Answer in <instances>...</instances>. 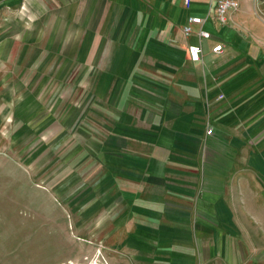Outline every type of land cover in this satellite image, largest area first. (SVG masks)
<instances>
[{"label":"rangeland","instance_id":"1","mask_svg":"<svg viewBox=\"0 0 264 264\" xmlns=\"http://www.w3.org/2000/svg\"><path fill=\"white\" fill-rule=\"evenodd\" d=\"M7 1L0 0V264H131L136 256L150 264L146 250L132 247L136 232L126 220L132 183L147 176L136 175L147 159L133 157L154 150L161 163L169 150L162 103L180 97L178 71L188 62L177 30L130 31L121 22L84 39L68 30L69 0H12L5 14Z\"/></svg>","mask_w":264,"mask_h":264},{"label":"crops","instance_id":"2","mask_svg":"<svg viewBox=\"0 0 264 264\" xmlns=\"http://www.w3.org/2000/svg\"><path fill=\"white\" fill-rule=\"evenodd\" d=\"M11 2L3 13H9ZM239 2L225 28L206 24L213 38L203 43L202 60L187 58L178 71L180 97L162 103V136L169 142L163 161H154V150L133 157L147 159L136 169L137 176H147L146 183H132L136 195L126 220L136 232L132 247L146 250L150 264L160 255L164 264H264V0ZM69 4L68 30L72 25L84 39L91 31L104 37L121 22L130 23L124 27L130 31L176 29L185 54L199 40L185 38L181 27L190 16H204L207 7L202 0H194L189 10L184 0ZM123 15L133 21L119 20ZM219 38L224 52L213 54ZM130 262L142 264L138 256Z\"/></svg>","mask_w":264,"mask_h":264},{"label":"built area","instance_id":"3","mask_svg":"<svg viewBox=\"0 0 264 264\" xmlns=\"http://www.w3.org/2000/svg\"><path fill=\"white\" fill-rule=\"evenodd\" d=\"M194 0H184L186 9H191ZM206 3V14L193 15L188 17L186 23L181 27V32L185 38L196 36L199 40L198 45L189 44L187 46L186 54L190 62L198 63L202 60L204 54L203 43L213 38L210 31L205 29L208 22H215L220 28H225L232 20V16L240 9L239 0H202ZM213 22V23H214ZM220 39V38H219ZM225 46L221 42H217L212 47L213 54H221L224 52ZM221 98L223 96H220ZM207 134H212V128L208 127Z\"/></svg>","mask_w":264,"mask_h":264}]
</instances>
